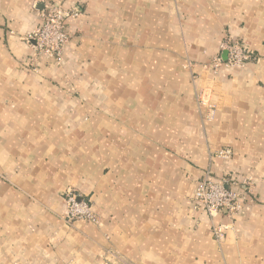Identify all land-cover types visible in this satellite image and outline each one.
Here are the masks:
<instances>
[{"label":"crops","instance_id":"1","mask_svg":"<svg viewBox=\"0 0 264 264\" xmlns=\"http://www.w3.org/2000/svg\"><path fill=\"white\" fill-rule=\"evenodd\" d=\"M45 2L81 8L59 60L25 41ZM225 34L257 59L214 74ZM206 173L252 182L221 242ZM0 264H264V0H0Z\"/></svg>","mask_w":264,"mask_h":264},{"label":"built area","instance_id":"2","mask_svg":"<svg viewBox=\"0 0 264 264\" xmlns=\"http://www.w3.org/2000/svg\"><path fill=\"white\" fill-rule=\"evenodd\" d=\"M81 13L79 6L69 9L54 2L43 3L39 10L38 26L26 36L25 41L32 44L35 57H47L59 60L68 42L66 22ZM224 54V55H223ZM256 56L240 40L225 34L218 52L211 58L207 68L217 74L226 64L230 68H243L256 61ZM219 158L231 157L229 149H221L216 154ZM252 182L249 179L232 181L228 177L212 179L206 173L198 182L193 202L197 210H202L210 217H224L227 223L211 226V235L216 242H221L231 230L235 216L242 210L246 202L251 201ZM66 219L69 223L86 222L97 224V215L89 198L79 197L73 190L64 192Z\"/></svg>","mask_w":264,"mask_h":264},{"label":"rangeland","instance_id":"3","mask_svg":"<svg viewBox=\"0 0 264 264\" xmlns=\"http://www.w3.org/2000/svg\"><path fill=\"white\" fill-rule=\"evenodd\" d=\"M236 217V216H235ZM234 221H235V218H234ZM233 224H234V222H233ZM233 226V225H232Z\"/></svg>","mask_w":264,"mask_h":264}]
</instances>
